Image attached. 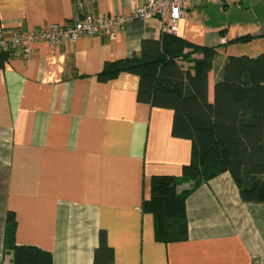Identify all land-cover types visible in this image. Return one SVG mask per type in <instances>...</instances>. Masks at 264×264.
Returning <instances> with one entry per match:
<instances>
[{
	"label": "crops",
	"instance_id": "1",
	"mask_svg": "<svg viewBox=\"0 0 264 264\" xmlns=\"http://www.w3.org/2000/svg\"><path fill=\"white\" fill-rule=\"evenodd\" d=\"M140 1L0 0V264L10 262L3 251L9 210L15 243L49 251L52 264H93L100 232L112 264H254L264 255V202L242 201L228 172L185 198V239H155L144 206L150 177L178 176L191 143L172 136L171 109L137 99L136 74L104 82L97 74L105 62L138 54L143 39L158 38V18L130 21L114 38L36 42L27 57L9 41L16 31L87 14H128ZM177 34L216 47L211 99L227 55L264 51V0H206L179 19ZM244 36L250 39L229 42Z\"/></svg>",
	"mask_w": 264,
	"mask_h": 264
},
{
	"label": "trees",
	"instance_id": "2",
	"mask_svg": "<svg viewBox=\"0 0 264 264\" xmlns=\"http://www.w3.org/2000/svg\"><path fill=\"white\" fill-rule=\"evenodd\" d=\"M249 39L236 37L229 42ZM216 55L215 46L163 32L156 39H143L138 54L105 62L97 74L102 82L121 72L136 74L137 99L171 109L172 136L191 143L189 161L178 176L150 177L144 206L153 215L157 241L186 238L185 198L222 172L231 175L242 201L264 202V51L256 56L227 55L209 99L208 73ZM183 183L189 187L178 190ZM15 229V216L9 210L3 235V251L10 253L8 264H52L49 251L16 244ZM112 259V248L100 232L93 264H112Z\"/></svg>",
	"mask_w": 264,
	"mask_h": 264
},
{
	"label": "built area",
	"instance_id": "3",
	"mask_svg": "<svg viewBox=\"0 0 264 264\" xmlns=\"http://www.w3.org/2000/svg\"><path fill=\"white\" fill-rule=\"evenodd\" d=\"M204 1L206 0H141L128 14L98 16L87 14L72 24L51 23L35 30L16 31L11 34L9 41L16 52L27 57L32 50V44L36 42L43 41L56 45L63 39L75 41L80 37L96 34H105L114 38L124 29L126 23L154 17L161 21L163 32L177 34L179 19L189 8ZM217 1L223 3L228 0ZM254 264H264V255Z\"/></svg>",
	"mask_w": 264,
	"mask_h": 264
},
{
	"label": "rangeland",
	"instance_id": "4",
	"mask_svg": "<svg viewBox=\"0 0 264 264\" xmlns=\"http://www.w3.org/2000/svg\"><path fill=\"white\" fill-rule=\"evenodd\" d=\"M230 47H233V46H230ZM223 51V50H222ZM220 57L222 58V56L220 55Z\"/></svg>",
	"mask_w": 264,
	"mask_h": 264
}]
</instances>
